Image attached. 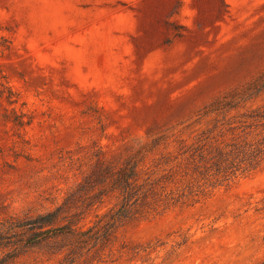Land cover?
Listing matches in <instances>:
<instances>
[{
	"label": "rangeland",
	"instance_id": "rangeland-1",
	"mask_svg": "<svg viewBox=\"0 0 264 264\" xmlns=\"http://www.w3.org/2000/svg\"><path fill=\"white\" fill-rule=\"evenodd\" d=\"M262 80L264 0H0V228L159 136L192 140L218 100L264 105ZM194 198L103 241L27 244L13 264L264 262V167ZM117 203L109 191L100 215Z\"/></svg>",
	"mask_w": 264,
	"mask_h": 264
},
{
	"label": "trees",
	"instance_id": "trees-1",
	"mask_svg": "<svg viewBox=\"0 0 264 264\" xmlns=\"http://www.w3.org/2000/svg\"><path fill=\"white\" fill-rule=\"evenodd\" d=\"M249 89L260 92L264 80ZM215 105L212 124L192 140L172 144L175 140L159 136L117 168L94 170L55 209L1 223L0 264H13L25 245L50 237L106 240L126 221L183 205L264 167V105L242 109L240 101L226 98ZM150 155L153 160H148ZM109 191L116 195L118 207L100 215L99 205ZM92 214L98 219L90 226L87 219Z\"/></svg>",
	"mask_w": 264,
	"mask_h": 264
}]
</instances>
